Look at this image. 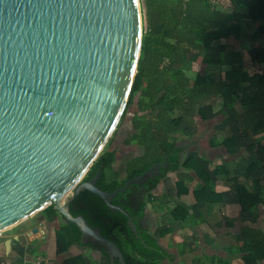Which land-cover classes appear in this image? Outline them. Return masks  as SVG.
<instances>
[{"label":"trees","instance_id":"obj_1","mask_svg":"<svg viewBox=\"0 0 264 264\" xmlns=\"http://www.w3.org/2000/svg\"><path fill=\"white\" fill-rule=\"evenodd\" d=\"M222 2L142 0L143 21L151 33L143 34L137 73L122 118L84 181L101 171L96 186L113 192L153 166L161 176L149 177L144 184H132L112 200L113 205L123 208L134 219L138 237L128 227L125 215L112 212L89 191L81 192L70 205V214L84 217L92 228L99 229L103 237L119 248L126 264H160L167 253L158 244V238L172 235L175 223L184 225L193 205L224 204L227 190L236 195L241 224L248 222L253 227L260 218L259 209L264 206V0H228V9L221 6ZM229 39L252 44L251 73L246 70L244 53L226 45ZM197 61L219 68L218 73H197L192 80L187 73ZM217 98L221 101L220 109L215 106ZM208 100L214 112L220 110L225 117L228 133L218 146L230 156L242 158L234 176L226 170V187L215 183L214 176L218 174L210 171L205 160L195 156L182 160L185 147L179 143V128L187 117L206 121L203 106ZM126 120L130 131L124 146L136 145L143 152L118 169L115 140ZM164 161L166 165L161 166ZM171 174H175L172 181L178 204L171 207L174 198L164 192L152 202L150 198L161 180ZM242 175L246 182L239 181L238 176ZM151 204L161 216L156 236L149 233L147 224ZM41 215L51 224L60 216L54 205ZM22 227L28 228L27 223L18 228ZM6 240L1 238L0 242ZM239 241L243 264H264L263 230L250 232ZM83 242L74 224L60 225L56 229L55 255H64ZM86 245L101 252L110 264L103 246L91 241ZM63 264L86 262L83 256H76ZM115 264L120 263L116 260Z\"/></svg>","mask_w":264,"mask_h":264},{"label":"water","instance_id":"obj_2","mask_svg":"<svg viewBox=\"0 0 264 264\" xmlns=\"http://www.w3.org/2000/svg\"><path fill=\"white\" fill-rule=\"evenodd\" d=\"M142 22L139 0H0V235L54 205L86 242L106 249L110 264H126L70 205L89 191L139 236L112 200L161 173L153 166L113 192L96 186L101 171L84 179L125 111Z\"/></svg>","mask_w":264,"mask_h":264},{"label":"crops","instance_id":"obj_3","mask_svg":"<svg viewBox=\"0 0 264 264\" xmlns=\"http://www.w3.org/2000/svg\"><path fill=\"white\" fill-rule=\"evenodd\" d=\"M223 5L225 9L230 7L228 0H223L221 6L223 7ZM262 44L264 46V42ZM226 45L229 48L244 53L245 59L247 58L246 55L253 53L251 49L252 44L248 41L229 39ZM246 61V70L251 73L249 59L247 58ZM217 73L218 71L214 74L216 75ZM220 103V99L217 98L215 106H218L219 109ZM208 104L211 105L208 109L211 111L210 114L205 112L207 120L196 121L199 122L197 124L198 128L204 132L210 125V131L211 133L214 132V138L204 142L200 135V130V134L197 136L193 134L187 139L191 141L190 144L184 145V137H181L179 142L185 147L182 160L189 158V156H195L196 158L205 160L208 163L210 171L218 174V176H214L215 183H223L224 187H226L228 182L225 174L226 170L234 176L235 167L237 164H241L242 158L240 156H230L225 148L218 146V143L228 133L224 125L225 117L223 114L221 115L220 110L214 112L215 110L210 100H208ZM126 124L130 123L128 122ZM260 136H263V134ZM122 145L124 148L116 144L118 147V159L115 166L118 169L122 168L125 163L134 157L139 156V154L135 153L134 148L137 149L140 147L136 145L125 147L123 143ZM174 176L175 174H171L169 177L161 180V184H164L165 189L163 191H157V188L153 192L152 197L154 201L152 202L156 201V196L164 192L174 198L171 207L178 204V199L175 197L174 182L172 181ZM238 179L240 182L247 181L243 175L238 176ZM262 185L264 186V182H262ZM223 198L224 204L222 205H202L200 207L193 205L191 215L184 225L175 223L173 225L175 232L172 235L165 238H158V244L167 253V258L160 264H243L242 255L239 252L242 241L240 242L239 238L247 234L249 235L253 231H264V206H260V218L258 223L252 227L248 222L241 224L238 221L239 210L235 193L227 190L224 192ZM56 219L60 220L61 216H58ZM44 220L43 217H34L24 222L27 223L28 228H18L19 225L1 234L0 239H11L12 242L11 252L8 257L5 255V242H0V264H17L21 261L24 264H63L66 259L76 256H83L86 264H108L107 258L101 252L88 247L85 240L81 245H74L64 255L50 256V246L56 248V229L59 226L55 229V232L47 233ZM160 220V213L153 210L152 204L149 205L147 210V224L150 230L155 229L152 232L155 236L161 226ZM35 229L36 231H34Z\"/></svg>","mask_w":264,"mask_h":264},{"label":"rangeland","instance_id":"obj_4","mask_svg":"<svg viewBox=\"0 0 264 264\" xmlns=\"http://www.w3.org/2000/svg\"><path fill=\"white\" fill-rule=\"evenodd\" d=\"M140 2V6H141V11H142V0H139ZM143 16V14H142ZM142 21H143V17H142ZM142 37H143V34H147V33H151V30L146 26V24L144 23V21L142 22ZM158 31V29H156ZM252 53L249 54V55H246V57L249 59L251 57ZM246 58V59H247ZM217 68L214 67V66H207V65H204L202 63H200L199 61H197L195 64H193V68H192V71L191 72H188L187 75L192 79L194 80L197 73H202V72H208V73H215L217 72ZM221 104V103H220ZM206 106V107H205ZM211 105L210 104H206L204 105L203 107L205 108L204 112H207L208 114H210V111L211 110H208L209 107ZM203 108V109H204ZM195 114H197L195 112ZM174 117H176V115H174ZM195 119H198V117L196 116ZM126 122L128 123L129 121L126 120ZM126 122L124 123L123 127L118 129V132H117V136H116V144L120 145V147L124 148L122 143H123V139H125L130 131V124H126ZM197 124H199V122L197 121H193L191 118L187 117L184 121V123L181 125V127L179 128V134L181 137H184L183 141L184 142V145H188L191 143V141L187 140L191 135H198L200 134V130H201V136L204 140V142L208 141V140H211L212 138H214V132L211 133L210 131V125L209 123H207L209 126L207 128V130L204 132L202 129H199ZM180 143V142H179ZM135 153L137 154H142V149L141 148H137L135 149ZM133 150V151H134ZM160 186H158V190L157 191H163L165 189V186L164 184L160 182L159 184ZM161 188V189H159ZM151 201H154L152 199V197L150 198ZM153 212V211H152ZM37 217H42L41 213H39L37 216H35V218ZM46 225H45V229L47 230V233H51L52 231L55 232V229L60 226L61 224H65V220L61 217L60 220L56 219L54 221V223H48L46 220H44ZM154 228V227H153ZM155 229H152V230H149V233L153 232ZM153 234V233H152ZM55 248H53L52 246H50V256H53L55 255ZM61 259V258H60ZM38 260V259H36ZM59 262V260H57ZM39 262V261H37ZM36 262V263H37Z\"/></svg>","mask_w":264,"mask_h":264},{"label":"flooded vegetation","instance_id":"obj_5","mask_svg":"<svg viewBox=\"0 0 264 264\" xmlns=\"http://www.w3.org/2000/svg\"><path fill=\"white\" fill-rule=\"evenodd\" d=\"M84 240H86V239H84Z\"/></svg>","mask_w":264,"mask_h":264}]
</instances>
